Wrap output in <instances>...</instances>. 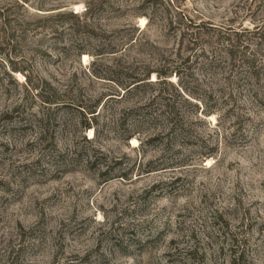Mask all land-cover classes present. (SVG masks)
<instances>
[{
    "label": "rangeland",
    "instance_id": "374dc122",
    "mask_svg": "<svg viewBox=\"0 0 264 264\" xmlns=\"http://www.w3.org/2000/svg\"><path fill=\"white\" fill-rule=\"evenodd\" d=\"M234 255L264 264V0H0V264Z\"/></svg>",
    "mask_w": 264,
    "mask_h": 264
},
{
    "label": "trees",
    "instance_id": "16d2710c",
    "mask_svg": "<svg viewBox=\"0 0 264 264\" xmlns=\"http://www.w3.org/2000/svg\"><path fill=\"white\" fill-rule=\"evenodd\" d=\"M175 73L178 74L177 72H175ZM147 78H149V75H148ZM144 80H145V78L136 79L133 82H131L128 86H125L124 89L127 90L128 92L132 91L133 89H137L144 83L143 82ZM47 102H49V103H59V101H57L55 99L54 100H50V101L48 100ZM170 114L171 115H169V117H168L170 119V122L167 123V130L169 132L173 133L177 129V125H176L177 123H176V120L174 119V118H177V117H174L175 115H173V112L170 113ZM91 127H94V125L93 124H88L87 128H91ZM237 259H239V257L237 255H234L233 256V260H232L234 264H236Z\"/></svg>",
    "mask_w": 264,
    "mask_h": 264
}]
</instances>
